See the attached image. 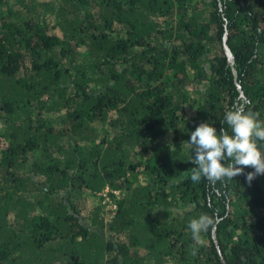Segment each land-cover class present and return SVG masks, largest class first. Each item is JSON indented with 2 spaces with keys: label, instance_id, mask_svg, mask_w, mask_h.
<instances>
[{
  "label": "trees",
  "instance_id": "1",
  "mask_svg": "<svg viewBox=\"0 0 264 264\" xmlns=\"http://www.w3.org/2000/svg\"><path fill=\"white\" fill-rule=\"evenodd\" d=\"M239 109L264 121V0H0V264H264V175L194 183L183 147ZM106 191L110 223L75 202Z\"/></svg>",
  "mask_w": 264,
  "mask_h": 264
},
{
  "label": "clouds",
  "instance_id": "2",
  "mask_svg": "<svg viewBox=\"0 0 264 264\" xmlns=\"http://www.w3.org/2000/svg\"><path fill=\"white\" fill-rule=\"evenodd\" d=\"M259 113L245 112L243 109L225 113L223 124L226 127L217 132L209 123H201L190 133V140L184 146L192 149L190 161L191 180L199 183L201 178L211 184L221 181H233L244 174L245 167H251L246 180L249 184L258 176L264 175V151L259 142H264V121L259 119ZM229 129L231 132H229ZM227 161V163H222ZM215 220L207 214H201L189 222L193 238V252L202 245V234L215 228Z\"/></svg>",
  "mask_w": 264,
  "mask_h": 264
},
{
  "label": "rangeland",
  "instance_id": "3",
  "mask_svg": "<svg viewBox=\"0 0 264 264\" xmlns=\"http://www.w3.org/2000/svg\"><path fill=\"white\" fill-rule=\"evenodd\" d=\"M41 1H51V0H41ZM86 56V51L81 52V57ZM116 197H119L120 193H114ZM119 199V198H118ZM79 209L84 213V215L89 216L90 212L96 210V208L102 209L101 217L106 223H110L114 217L117 210V205L109 197V192L106 191L104 194L94 195L90 192H85L75 200Z\"/></svg>",
  "mask_w": 264,
  "mask_h": 264
},
{
  "label": "water",
  "instance_id": "4",
  "mask_svg": "<svg viewBox=\"0 0 264 264\" xmlns=\"http://www.w3.org/2000/svg\"><path fill=\"white\" fill-rule=\"evenodd\" d=\"M224 48H225V51H226L228 57L231 59V53H230V51H229V49H228V47H227L226 37L224 38ZM213 237H214V240H215V242H216V244H217V240H216V231H214V233H213ZM223 263L225 264L224 261H223Z\"/></svg>",
  "mask_w": 264,
  "mask_h": 264
}]
</instances>
